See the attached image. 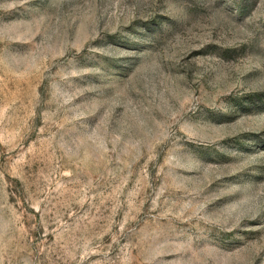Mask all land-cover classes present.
<instances>
[{
	"label": "rangeland",
	"instance_id": "1",
	"mask_svg": "<svg viewBox=\"0 0 264 264\" xmlns=\"http://www.w3.org/2000/svg\"><path fill=\"white\" fill-rule=\"evenodd\" d=\"M0 264H264V0H0Z\"/></svg>",
	"mask_w": 264,
	"mask_h": 264
}]
</instances>
